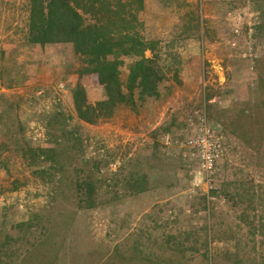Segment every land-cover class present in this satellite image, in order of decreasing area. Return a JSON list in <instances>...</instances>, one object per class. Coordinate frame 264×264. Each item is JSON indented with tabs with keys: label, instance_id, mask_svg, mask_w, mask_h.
I'll return each mask as SVG.
<instances>
[{
	"label": "rangeland",
	"instance_id": "obj_1",
	"mask_svg": "<svg viewBox=\"0 0 264 264\" xmlns=\"http://www.w3.org/2000/svg\"><path fill=\"white\" fill-rule=\"evenodd\" d=\"M117 1L122 91L149 56L167 86L89 122L72 44L29 42V0H0V264H264V0ZM199 111L224 145L208 184L180 143Z\"/></svg>",
	"mask_w": 264,
	"mask_h": 264
},
{
	"label": "trees",
	"instance_id": "obj_2",
	"mask_svg": "<svg viewBox=\"0 0 264 264\" xmlns=\"http://www.w3.org/2000/svg\"><path fill=\"white\" fill-rule=\"evenodd\" d=\"M120 4L117 0H29L26 39L39 45L70 42L81 64L85 63L79 69L71 96L78 116L89 122L109 116L119 102L130 97L134 87L138 99L144 103L156 98L167 86L163 81L168 79L149 56L130 64L125 86L127 92L122 91L113 58L120 55L126 44L113 43L111 33L117 30L119 21L125 19L121 1ZM129 16L135 18L134 13ZM101 48L104 53H100ZM91 75L103 91L102 96L92 102L85 100L81 80L82 76Z\"/></svg>",
	"mask_w": 264,
	"mask_h": 264
},
{
	"label": "built area",
	"instance_id": "obj_3",
	"mask_svg": "<svg viewBox=\"0 0 264 264\" xmlns=\"http://www.w3.org/2000/svg\"><path fill=\"white\" fill-rule=\"evenodd\" d=\"M56 86L61 89L63 83L58 82ZM37 92L39 93L40 90ZM194 117V132L184 137L180 143L194 152L198 171L202 173L204 182L208 184L214 175L217 162L223 155V140L221 134L207 124L203 111L195 112ZM36 135H39V133ZM162 140V143L166 145H171V143L175 142L172 138L166 136ZM199 182L200 180L194 175L192 177V184L198 185Z\"/></svg>",
	"mask_w": 264,
	"mask_h": 264
},
{
	"label": "bare ground",
	"instance_id": "obj_4",
	"mask_svg": "<svg viewBox=\"0 0 264 264\" xmlns=\"http://www.w3.org/2000/svg\"><path fill=\"white\" fill-rule=\"evenodd\" d=\"M63 87H64V85H63ZM63 87H62V88H63ZM62 88H61V89H62ZM40 92H41V91H40ZM40 92H39V93H40Z\"/></svg>",
	"mask_w": 264,
	"mask_h": 264
}]
</instances>
